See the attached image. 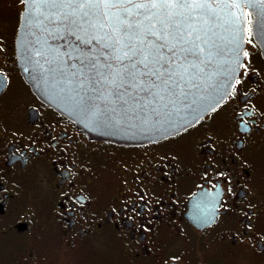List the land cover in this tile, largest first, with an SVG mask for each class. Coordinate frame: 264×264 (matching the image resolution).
Returning a JSON list of instances; mask_svg holds the SVG:
<instances>
[{"label":"flooded vegetation","instance_id":"obj_1","mask_svg":"<svg viewBox=\"0 0 264 264\" xmlns=\"http://www.w3.org/2000/svg\"><path fill=\"white\" fill-rule=\"evenodd\" d=\"M22 8L0 0V264H264V58L251 14L242 82L215 111L121 144L91 138L25 82Z\"/></svg>","mask_w":264,"mask_h":264},{"label":"snow or ice","instance_id":"obj_2","mask_svg":"<svg viewBox=\"0 0 264 264\" xmlns=\"http://www.w3.org/2000/svg\"><path fill=\"white\" fill-rule=\"evenodd\" d=\"M19 3L26 27L35 24L42 31L55 32L58 39L74 38L70 47L64 52L57 50L51 58L43 49L29 52V64L35 55L45 57L46 78L74 102L77 114L97 127L112 130L166 132L177 125L187 130L184 122L188 117L198 120L216 95L221 91L224 96L229 94L231 83L225 87V82H242L237 72L247 65L240 61L241 30L225 27L242 17L231 10L241 3L254 8L259 5L258 31L264 33V0ZM221 29L235 34L226 39ZM243 55L248 54L244 51ZM216 76L223 80L213 86Z\"/></svg>","mask_w":264,"mask_h":264},{"label":"water","instance_id":"obj_3","mask_svg":"<svg viewBox=\"0 0 264 264\" xmlns=\"http://www.w3.org/2000/svg\"><path fill=\"white\" fill-rule=\"evenodd\" d=\"M259 5H257V8ZM257 8L252 7L250 4L245 5L241 3L240 7L232 9L236 17H242V21L225 27H231L233 29L239 28L241 31L239 35L243 37L244 43L241 48L240 61H243V52L245 48L246 35H247V23L248 17L247 13L251 14V24L250 29L252 35L260 47L261 55L264 58V33L258 31L257 24ZM22 12V11H21ZM234 19V18H233ZM226 39L230 38L234 32H224L223 29L220 30ZM74 38H68L67 40L58 39L55 32L51 34L46 31L40 30L38 25H32L26 27L25 21L19 18V24L17 28V33L15 37V48H16V58H17V67L19 72L22 75L25 82L30 86L32 91L45 102L48 106L52 107L59 113L65 115L67 118L72 120L76 126L81 129L85 134L94 139H103L106 141H111L121 144H139L147 143L150 141H155L171 135L181 129L183 126L177 125L176 127L169 128L166 132H158L155 130H139L136 128H125L120 130H112L107 128L97 127L94 123L84 119L82 116L78 115L74 102L63 94L59 93L54 85L46 78L44 69L48 65L44 62L45 57L41 55H35L32 64H29L28 55L29 52H35L36 49H43L48 52V57L51 56L58 50L59 52H64L67 47H70ZM35 61H39L40 64H36ZM41 65L43 67H41ZM27 69V71H26ZM238 72L237 74L239 73ZM222 76H216L212 85L215 86L217 81H222ZM231 83V87L227 89L228 93L232 88L234 80L230 82H225L224 86L227 87V84ZM208 93H212V88H208ZM227 96H224L223 91L219 95L215 96V99L211 100L207 107L199 113V117L203 116L209 112L212 107L218 105L223 99ZM196 119L194 117H188L185 120V125L193 123Z\"/></svg>","mask_w":264,"mask_h":264}]
</instances>
